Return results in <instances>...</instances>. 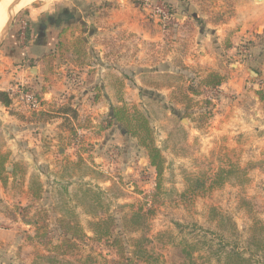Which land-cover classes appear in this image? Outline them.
<instances>
[{
    "label": "rangeland",
    "instance_id": "obj_1",
    "mask_svg": "<svg viewBox=\"0 0 264 264\" xmlns=\"http://www.w3.org/2000/svg\"><path fill=\"white\" fill-rule=\"evenodd\" d=\"M192 1L208 4L218 21L224 23L232 15V4H243L246 0ZM60 2L67 1L38 0L18 5L16 16L34 6L48 8ZM214 4H220L221 9L215 11ZM261 30L253 28L252 35ZM64 40L67 46L64 53L48 63L42 62L45 68L63 67L65 54L69 62L63 68L64 73L79 67L81 62L96 63L87 34L73 31ZM235 43L238 45L235 55L225 57L217 70L224 81H230L231 91L226 89L229 85L220 89L224 81L217 87L198 85L195 77L203 76L201 69L193 70L194 76L189 77L180 67L174 76L178 85L169 92L127 89L121 84L99 92V96L108 94L109 103L114 106L126 104L127 108L135 107L147 115L154 143L164 160L159 176L148 164L145 150L137 140L120 135L116 126L108 127L104 120L107 113L101 118L110 109L107 103L102 102L104 109L98 107L90 119L87 108L73 105L76 104L72 102L73 96L77 97L79 92L69 91L72 97L69 100V95L65 97L64 106L50 108L49 114L41 119L62 117L68 131L67 139L61 142L69 148L65 157L74 154L82 165L31 166L36 170L32 169L27 177L29 168L22 159L15 161L20 166L14 178L0 177V229L13 231L11 237L0 240V264H135L138 241L142 245L139 255L145 258V264H223L225 253L231 250L249 258L250 264H264V105L258 94L264 87V75L256 64L251 69L257 76H250L245 69L251 41L242 35ZM142 48V56L152 61L156 51L152 43ZM242 49L246 51L243 53ZM69 51L76 56L83 51L90 54L77 59L69 56ZM15 67L10 60L9 72ZM171 77L168 73L157 77L146 74L142 81L150 88L166 85ZM191 84L198 91L196 94L189 91ZM27 86L34 91L32 85ZM138 92L143 93V98ZM186 93L189 102H182L180 98ZM97 94L91 91L86 95L93 101ZM21 105L24 104H17L18 113L13 111L23 121L19 124L39 119L38 112ZM172 107L180 114L169 112ZM62 109L69 115L66 119L59 113ZM7 122L0 119V154H7L5 163L9 160L4 149ZM58 142L54 141L51 150L57 152L56 146L61 145ZM5 168L11 170L13 166L7 164ZM220 168H238L243 174L232 172L223 184L209 189ZM198 179L204 181L203 188L195 186ZM33 180L42 184L38 198L29 194ZM44 180H48L47 184ZM25 207V218L31 224L20 218ZM137 210L146 212L145 225L132 230L126 219ZM101 220H107L106 225L111 227L110 236L100 238L94 233L91 223ZM62 223L81 230L79 238L71 239L69 247L61 242L66 230L62 229ZM119 243L122 253L118 250ZM183 248L190 251L187 259L179 255Z\"/></svg>",
    "mask_w": 264,
    "mask_h": 264
},
{
    "label": "crops",
    "instance_id": "obj_2",
    "mask_svg": "<svg viewBox=\"0 0 264 264\" xmlns=\"http://www.w3.org/2000/svg\"><path fill=\"white\" fill-rule=\"evenodd\" d=\"M62 1L67 2L52 4L48 8L34 6L24 13H18L0 47V90L6 91L15 82H23L32 85L34 92L41 98L39 110L33 111L38 112L39 119H34L33 123L25 122L24 125L19 124L23 121L14 113L18 107L16 100H12L9 107L0 103V119L8 121L7 136L4 133V149L8 151L9 160L5 166L23 159L24 166L29 168L27 177L32 169L36 170L31 166L82 165L81 159L76 161L74 154L65 157L69 148L63 147L65 145L61 142L67 139L68 131L64 127L65 123H62V117L41 119L49 114L53 106H64L69 91L79 92L77 97L76 94L73 96L72 102L76 103L73 105H83L87 108V116L92 119L98 107L104 109L102 102L107 103L108 107L115 105L109 103L111 98L108 94L99 96V92L112 90L119 84L127 89H152L156 93L172 91L178 85L174 76L180 67L184 68L182 72L189 77L194 76L193 70L197 68L201 69L203 75L208 70L217 71L225 57L235 55L238 46L235 41L242 35L251 41L249 55L245 60L248 67L245 69H253L256 64L264 75V0L232 4V15L224 23L218 21L216 12L208 4H194L192 0H166L175 19L165 25L146 14L140 4H131V0H103V4H100V0H78V4ZM213 9H221L220 4H214ZM22 25L25 26L22 28ZM256 27L262 30L252 35V29ZM78 30L83 35L87 34L88 43L93 47L91 56L95 57L96 63L81 62L79 67L64 73L63 68L69 62L65 54L66 58L61 64L66 63L60 64L63 67L45 68L44 61L48 63L56 55L64 53V47H67L64 44L65 36ZM148 43H152L156 49L152 61L142 56V46ZM89 54L85 51L79 53V56L72 51L68 53L77 59H83ZM10 60L16 67L9 72ZM31 67H36L35 75L30 72ZM165 73L172 76L166 85L157 84L156 87L147 88V83L142 81L146 74L157 77ZM138 77L140 80H137ZM227 82L224 81L220 89L229 85L226 89L231 91L229 87L233 86L229 84L230 81ZM91 91L98 92L93 101L86 95ZM138 93L144 96L142 92ZM169 112L176 115L171 110ZM59 113L63 119L69 117L65 111ZM106 113L101 114V118ZM55 140L61 144L56 146L59 147L57 152L51 150ZM93 142L98 143L97 140ZM47 182L44 180V183ZM12 234L11 228H2L0 240Z\"/></svg>",
    "mask_w": 264,
    "mask_h": 264
},
{
    "label": "trees",
    "instance_id": "obj_3",
    "mask_svg": "<svg viewBox=\"0 0 264 264\" xmlns=\"http://www.w3.org/2000/svg\"><path fill=\"white\" fill-rule=\"evenodd\" d=\"M195 78L197 79V84L198 85L200 84L204 87L206 86L217 87L224 81L223 76L215 70H208L205 72L203 76H199ZM192 85L193 84L189 85L188 89L189 91H191V94L193 95V93L196 94L198 91H196ZM258 94H259V100L264 105V87L261 91L258 92ZM35 95L37 96L36 93ZM37 98L41 100L39 96H37ZM188 99H190V96L187 93L185 95H182V97L180 98L182 102H184V100H187L186 102H189ZM0 103L5 107H9L10 104L12 103V98L8 90L6 91L0 90ZM187 105L189 106V104ZM185 109L187 110L188 108ZM170 110L175 112L176 115L180 114V112H178L179 110L175 109L174 107L170 108ZM61 111H65V109H62ZM184 116L187 115H183V117ZM180 118H182V116H180ZM104 120L107 121L108 127L116 126L119 128L121 134L135 138L137 140L138 145L145 150V153L148 158V164L156 170L158 176L161 174L162 164L164 160L160 153V149L154 143L153 128L151 127L149 118L144 112L137 110L135 107H132L131 109L127 108L126 104H123L122 106H111ZM6 158H7V154H0V177L3 180L6 179L8 176L11 177V175L14 178L16 176L15 172L19 169L20 166L14 162L11 165L13 166V168L11 170H7L5 168ZM232 172H235L236 174L238 173L243 174V171L238 168L235 169L220 168L215 174L214 179H216V182L211 183L209 189L212 188L213 186H220L221 184H223L226 181L227 177L232 174ZM8 173L9 175H7ZM195 186L203 188L204 181L198 179L197 182H195ZM191 187L194 188V185L191 184ZM41 192H42V184L35 180L31 181L29 187V194L38 198L40 197ZM22 211L23 213H20L21 220L27 224H31L30 220L25 218L27 207L23 208ZM11 217L14 218L13 213L11 214ZM145 219H146V212L137 210L135 212H132L128 217V219H126V221L128 222L130 229L138 230L143 228V226L145 225L144 223ZM106 222L107 220H101L91 223L94 233H96L100 238L110 236L111 234L110 233L111 227L109 228V226L106 225ZM62 229L63 230L66 229V230L63 233L61 242L64 243V246L69 247L72 243L71 239L79 238V234L81 230H78L77 227H75L73 224L70 223L67 224L62 223ZM37 230L38 229H36V231ZM136 247L137 250L134 253L137 257V263L135 264H145L146 261L143 260L145 258H142L141 255H139L140 250H142V245L139 243V241ZM118 250L120 251V253H122L123 248L121 247V243H119ZM63 252H64L63 254H65L66 250L64 249ZM179 255H181L183 259H187V257L191 256L190 251L186 250L185 248L180 250ZM223 264H250V261L249 258H245L241 256L239 252L235 250H231L225 253V261Z\"/></svg>",
    "mask_w": 264,
    "mask_h": 264
},
{
    "label": "built area",
    "instance_id": "obj_4",
    "mask_svg": "<svg viewBox=\"0 0 264 264\" xmlns=\"http://www.w3.org/2000/svg\"><path fill=\"white\" fill-rule=\"evenodd\" d=\"M141 8L150 17L159 19L163 25L175 19L174 12L164 0H139ZM25 25H22V28ZM23 31V30H22ZM246 50L242 49L244 53ZM12 100L22 103L29 111H37L40 108L41 100L37 98L35 92L28 88L23 82H15L8 89Z\"/></svg>",
    "mask_w": 264,
    "mask_h": 264
},
{
    "label": "water",
    "instance_id": "obj_5",
    "mask_svg": "<svg viewBox=\"0 0 264 264\" xmlns=\"http://www.w3.org/2000/svg\"><path fill=\"white\" fill-rule=\"evenodd\" d=\"M19 1L20 0H13V2L10 4V6L8 7V9L6 11V15H7L6 16V22L0 31V47L2 46L4 40L7 36L8 29L11 26L16 14H17L18 10H16L15 7ZM248 71L250 73V76H257V73L254 70L248 68ZM30 72L35 75L36 74V67H31Z\"/></svg>",
    "mask_w": 264,
    "mask_h": 264
},
{
    "label": "bare ground",
    "instance_id": "obj_6",
    "mask_svg": "<svg viewBox=\"0 0 264 264\" xmlns=\"http://www.w3.org/2000/svg\"><path fill=\"white\" fill-rule=\"evenodd\" d=\"M35 1H38V0H20L16 6L21 5L23 3L24 4L32 3ZM12 2L13 0H0V31L6 22V16H7L6 11Z\"/></svg>",
    "mask_w": 264,
    "mask_h": 264
}]
</instances>
